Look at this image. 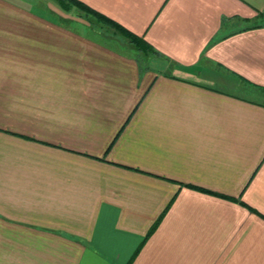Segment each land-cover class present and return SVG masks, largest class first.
Instances as JSON below:
<instances>
[{"label":"crops","instance_id":"obj_1","mask_svg":"<svg viewBox=\"0 0 264 264\" xmlns=\"http://www.w3.org/2000/svg\"><path fill=\"white\" fill-rule=\"evenodd\" d=\"M83 2L159 53L0 0V264H264V0Z\"/></svg>","mask_w":264,"mask_h":264},{"label":"trees","instance_id":"obj_2","mask_svg":"<svg viewBox=\"0 0 264 264\" xmlns=\"http://www.w3.org/2000/svg\"><path fill=\"white\" fill-rule=\"evenodd\" d=\"M54 1L60 6V8L64 12L69 13L71 10L76 9L77 11L84 13L83 15H85V17L88 18L89 24H91L92 26L93 25L98 26V28L100 30L105 29L108 32L113 30L115 34L122 36L130 45H132V47L136 48L137 51L142 53L143 61H145V59L147 57L149 58V56L159 53L152 46V44H150L145 38H143L142 36H140L138 34H134V32H132L131 30H129L128 28H126L125 26L120 24L119 22H116L115 20H113L110 17L108 18L107 15H105V14H103L97 10L95 11L94 8H92L91 6H89L88 4L83 2V0L82 1L81 0H54ZM257 17H258V20L255 21L252 26L253 27L263 26L264 25V14L260 13ZM206 87L213 89V87H210V86H206ZM214 89H216V88H214ZM188 186H190L191 188L200 190V191L210 192L207 189L202 188V187H198V186H194V185H188ZM215 194H217L221 197L231 198V197L225 196L223 194H218V193H215ZM173 198H175V197H173ZM241 203L243 205L247 206L248 208H250V206L248 204H246L242 201H241ZM169 207H170V205H168V207L163 211V213L156 220V222L154 224H152L153 226L151 227V229L147 233L146 237H144L145 238L144 242L148 239V237H150L154 233V231L158 227V224L162 221V219L166 213L165 211H167ZM250 209H252L253 211L256 212L255 209H253V208H250Z\"/></svg>","mask_w":264,"mask_h":264},{"label":"rangeland","instance_id":"obj_3","mask_svg":"<svg viewBox=\"0 0 264 264\" xmlns=\"http://www.w3.org/2000/svg\"><path fill=\"white\" fill-rule=\"evenodd\" d=\"M69 13H72V14L76 13L79 16L85 18L88 21V18H86L85 15H83L84 13H81L80 11H77L76 9L71 10ZM88 24H89V21H88ZM89 29H91V30L94 29V30H96L98 32H101L102 34H104V36H106V39H108L109 41L117 42L116 39H118L119 41H124L125 42V39L122 36L115 34L113 30H111L108 33V31H106L105 29L104 30H100L98 28V26H95V25L92 26L91 24H90Z\"/></svg>","mask_w":264,"mask_h":264}]
</instances>
